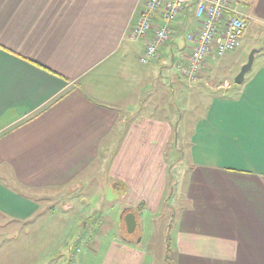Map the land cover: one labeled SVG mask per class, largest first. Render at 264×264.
I'll use <instances>...</instances> for the list:
<instances>
[{
  "label": "crops",
  "instance_id": "0c3cea01",
  "mask_svg": "<svg viewBox=\"0 0 264 264\" xmlns=\"http://www.w3.org/2000/svg\"><path fill=\"white\" fill-rule=\"evenodd\" d=\"M233 3L246 31L264 35V0ZM142 8L143 0H0V219L35 221L39 202L97 192L106 177L141 231L145 213L163 210L181 152L187 180L166 234L175 264H264V66L242 85L219 83L224 93L183 140L169 90L186 83L177 66L187 65L193 8L146 65L139 56L162 23L158 11L148 36L131 39ZM152 232L144 246L110 241L98 264H152L150 242L166 247L165 233Z\"/></svg>",
  "mask_w": 264,
  "mask_h": 264
},
{
  "label": "rangeland",
  "instance_id": "374dc122",
  "mask_svg": "<svg viewBox=\"0 0 264 264\" xmlns=\"http://www.w3.org/2000/svg\"><path fill=\"white\" fill-rule=\"evenodd\" d=\"M253 29L250 27L246 31L236 50L217 57L212 62L216 67L206 72L197 83L188 87L184 81L179 80L178 88L175 91L169 90L170 100L177 111L176 117H181L180 132L183 140L188 139L189 128L206 109L211 98L224 93V90H217L218 84L226 81L228 85L235 87L234 79L246 64L250 52L253 49H264V35ZM261 66H264V52L255 56L251 71ZM182 156L178 152L171 162L173 173L163 210L158 216L145 213L141 217V231L128 234L123 228L118 232V224L124 223V193L108 186L106 177L99 178L97 192H58L56 195L55 191H50L49 194L56 196L48 202H39L42 213L35 221L18 225L0 219V244L14 241L16 232H24L20 239L4 245L0 250V264H98L107 244L121 236L144 246L152 230L154 238L162 233L166 235L169 233V220L173 215H178L177 204L181 201L179 199L187 180L188 172L183 168L185 160ZM9 186L18 188L12 183ZM152 219L157 224L153 229ZM150 243L154 248L150 251L153 253L150 255V263L175 264L176 256L172 248L166 252V247L163 248L158 238Z\"/></svg>",
  "mask_w": 264,
  "mask_h": 264
},
{
  "label": "built area",
  "instance_id": "2783aa9c",
  "mask_svg": "<svg viewBox=\"0 0 264 264\" xmlns=\"http://www.w3.org/2000/svg\"><path fill=\"white\" fill-rule=\"evenodd\" d=\"M189 4L193 8L195 27L186 34V41L191 44L187 65H178L177 69L191 86L209 58L220 57L237 49L247 29L246 20L233 6V0H143V8L130 32V38L145 39L152 30L156 13L160 11L162 25L152 30L150 41L138 59L142 65L150 63L157 51L169 41L170 25L184 15Z\"/></svg>",
  "mask_w": 264,
  "mask_h": 264
},
{
  "label": "water",
  "instance_id": "95a60500",
  "mask_svg": "<svg viewBox=\"0 0 264 264\" xmlns=\"http://www.w3.org/2000/svg\"><path fill=\"white\" fill-rule=\"evenodd\" d=\"M264 52L263 48L253 49L249 56L246 64H244L240 70V72L237 74V76L234 79L235 85H242L244 81V77L247 73H249L252 69L253 61L256 55L261 54ZM124 224L125 229L128 234H132L135 230L136 222L135 217L132 213H127L124 216Z\"/></svg>",
  "mask_w": 264,
  "mask_h": 264
},
{
  "label": "trees",
  "instance_id": "16d2710c",
  "mask_svg": "<svg viewBox=\"0 0 264 264\" xmlns=\"http://www.w3.org/2000/svg\"><path fill=\"white\" fill-rule=\"evenodd\" d=\"M128 212H130V210L125 209L122 213V216L124 217L125 214H127ZM170 226H171V224L169 225V228H170ZM165 244H166V250H167L166 252H169V250H170V237H169V235H166V237H165Z\"/></svg>",
  "mask_w": 264,
  "mask_h": 264
}]
</instances>
